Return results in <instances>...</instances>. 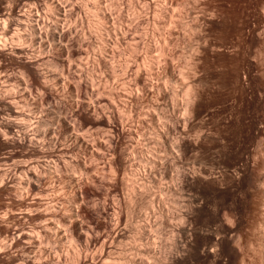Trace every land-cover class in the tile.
Wrapping results in <instances>:
<instances>
[{
  "label": "rangeland",
  "instance_id": "1",
  "mask_svg": "<svg viewBox=\"0 0 264 264\" xmlns=\"http://www.w3.org/2000/svg\"><path fill=\"white\" fill-rule=\"evenodd\" d=\"M68 1L0 0V264H264V0Z\"/></svg>",
  "mask_w": 264,
  "mask_h": 264
},
{
  "label": "bare ground",
  "instance_id": "2",
  "mask_svg": "<svg viewBox=\"0 0 264 264\" xmlns=\"http://www.w3.org/2000/svg\"><path fill=\"white\" fill-rule=\"evenodd\" d=\"M68 1V0H67ZM96 1V0H95ZM95 1H94V3H95ZM69 2V1H68ZM111 3V2H110ZM106 5V4H105ZM56 6V5H55ZM52 7V6H51ZM57 7H58V4H57ZM59 7H60V5H59ZM58 7V8H59ZM117 7V6H116ZM32 8V7H31ZM58 8H56L55 7V9H58ZM54 9V10H55ZM60 9V8H59ZM110 9V8H109ZM62 10V9H61ZM61 10H58V13H59V11H61ZM67 11V10H66ZM102 11H104V10H102ZM30 12H32V11H30ZM29 12V14H31ZM51 12V11H50ZM61 13V12H60ZM102 13V12H101ZM98 14V13H97ZM32 16L30 17V18H28V19H31V21L30 20H28V21H26L27 22V24H25V25H22V23L23 22H17V21H15L12 17H10V16H12V15H9V12L6 14V12L5 13H3V11L2 12H0V55L1 54H3V50H7L8 48H6V46H5V44H4V42L6 41V36L15 28H19V29H16L17 30V38L16 39H18V42H20V43H22V41H24V42H28L30 45H34V46H36L37 44H39V43H41L42 45H44V40L43 39H45L46 41L48 40H51V42H55V43H57L58 45L60 44V45H62L61 44V41H63L64 40V37H65V31L63 32L62 30H60V26H58L59 24H55L54 25V23L52 24L53 26L52 27H48V26H51V25H48L47 26V24H45L46 26L44 27V29L46 28V27H48L47 29H43L42 27V30H41V28H40V22H39V20H38V17H36V14H34V13H32L31 14ZM103 15H104V13H103ZM62 16V15H61ZM98 16V15H97ZM29 17V16H28ZM33 17V18H32ZM43 17V16H42ZM105 17V16H104ZM64 18V17H63ZM98 18V17H97ZM26 19V18H25ZM106 19V18H105ZM18 20V19H17ZM19 20H21V19H19ZM27 20V19H26ZM56 20V19H55ZM130 20V19H129ZM21 21H23V20H21ZM57 21V20H56ZM47 22H48V20H47ZM57 23V22H56ZM51 24V23H50ZM129 24V23H128ZM22 28H24L23 29V31H21V29ZM64 28V27H63ZM67 29V28H66ZM119 29V28H118ZM44 30V31H43ZM92 31V30H91ZM120 31V30H119ZM13 32V31H12ZM124 32V31H123ZM108 33V32H107ZM117 33V32H116ZM121 34H122V32H120ZM11 34H13V33H11ZM71 34V33H70ZM90 34H91V32H90ZM124 34H126L125 32H124ZM124 34H122V37H124ZM13 35H16V33L15 34H13ZM120 35V34H119ZM69 36V35H68ZM8 37V36H7ZM90 37V36H89ZM14 38V37H13ZM70 38V37H69ZM124 39V38H123ZM15 41H17V40H14V42ZM46 41H45V44H46ZM105 41V40H104ZM18 42H16L17 44H14L13 45V43H10V44H12V45H10V44H8V43H6V44H8V45H10L11 46V48H12V50L14 49L15 51L14 52H16V51H18L19 53L20 52H22L25 48L21 45L20 46V43H18ZM63 42H65V41H63ZM27 43V44H28ZM102 43H103V41H102ZM107 43V42H106ZM128 43V42H127ZM23 44V43H22ZM25 44V43H24ZM40 44V45H41ZM53 44V43H52ZM26 45V44H25ZM41 45V46H42ZM57 45V46H58ZM9 46V47H10ZM40 46V47H41ZM45 46V45H44ZM47 46V45H46ZM31 47V46H30ZM49 47H50V45H49ZM92 47V46H91ZM101 47V46H100ZM96 48V47H95ZM46 49V48H45ZM61 50V49H60ZM94 50V49H93ZM11 51V50H10ZM96 51V50H95ZM94 51V52H95ZM100 51V50H99ZM103 51V50H102ZM13 52V53H14ZM48 52V51H47ZM105 52V51H104ZM10 53H12V52H10ZM24 53V52H23ZM100 53V52H99ZM38 56V55H37ZM99 56H102V53L99 55ZM40 57H41V54H40ZM42 57H43V55H42ZM104 56H102V58H103ZM39 58V57H38ZM95 58V57H94ZM100 58V57H99ZM1 59H3V58H1ZM104 59V58H103ZM106 59V58H105ZM104 59V60H105ZM131 59V58H130ZM130 59H129V61H126V65H127V62H128V64H130L131 65V62H130ZM100 60H101V58H100ZM132 60V59H131ZM36 61V60H35ZM103 61V60H102ZM105 61H107V60H105ZM40 63V62H39ZM103 63V62H102ZM104 64V63H103ZM78 65V64H77ZM107 65V64H106ZM112 65V64H111ZM133 65H134V63H133ZM129 66V65H128ZM81 67V66H80ZM79 68V67H78ZM112 68H113V66H112ZM127 68V67H126ZM125 68V69H126ZM133 67H131V68H129L128 67V69H132ZM0 69H1V65H0ZM81 69V68H80ZM32 70V69H31ZM84 70V69H83ZM112 70V69H111ZM113 71V70H112ZM133 71V70H132ZM0 72H1V70H0ZM30 72V71H29ZM136 72V71H135ZM88 73V72H87ZM1 74V73H0ZM127 74V73H126ZM30 75L33 77V78H37V72H35V70L33 71L32 70V72H30ZM93 80V79H92ZM90 81V80H89ZM88 84V83H87ZM93 84V83H92ZM93 86V85H92ZM127 87V86H126ZM104 89V88H103ZM25 90V89H24ZM108 90V89H107ZM132 90V89H131ZM115 91V90H114ZM130 90H128V92H129ZM97 93V92H96ZM114 93V92H113ZM111 94V93H110ZM127 94V93H126ZM186 94V93H185ZM86 95H87V93H86ZM118 95V94H117ZM131 95V94H130ZM107 96V95H106ZM111 95H109V96H107L108 97V99H110V98H112V97H110ZM186 96V95H185ZM110 97V98H109ZM116 98V97H115ZM118 98H121V97H118ZM92 99V98H91ZM113 101V100H112ZM117 101V100H116ZM126 101V100H125ZM114 102V101H113ZM89 104V103H88ZM113 104V103H112ZM105 106H106V104H105ZM95 108V107H94ZM128 108V107H127ZM16 110V109H15ZM127 110V109H126ZM36 114V113H35ZM34 115V114H33ZM32 115V116H33ZM34 117V116H33ZM40 117V116H39ZM68 117V116H67ZM66 117V118H67ZM40 119V118H39ZM10 121V120H9ZM8 121V122H9ZM40 121V124L39 125H41V123H42V125L44 124L43 122H45V121H41V120H39ZM1 122V121H0ZM5 123V122H4ZM62 123L65 125V127L67 126L68 127V124L66 123V121H62ZM3 124V123H2ZM1 125V124H0ZM18 125V124H17ZM22 125V124H21ZM38 125V124H37ZM45 125V124H44ZM43 125V126H44ZM48 125V124H47ZM3 126H5L7 129H12V127H13V125L11 124V123H5V125H3ZM40 127H42V126H40ZM46 127V126H45ZM48 129V128H47ZM46 129V130H47ZM21 130H23V128H21ZM38 130V129H37ZM7 131V130H6ZM42 131L43 132H47V131H44V129H42V128H40L39 129V132H41V134H42ZM49 131V130H48ZM38 132V131H37ZM50 132V131H49ZM7 133V132H6ZM44 133V134H45ZM48 133V132H47ZM46 133V134H47ZM167 134V133H166ZM40 135V134H39ZM43 135V134H42ZM168 137V136H167ZM76 138H78V137H76ZM32 140V139H31ZM77 141V140H76ZM166 141H167V139H166ZM169 141V140H168ZM81 142V141H80ZM170 142V141H169ZM169 142H167V143H169ZM33 169V168H32ZM30 170V169H29ZM150 171V170H149ZM31 172V171H30ZM29 172V173H30ZM31 174V173H30ZM35 175V174H34ZM39 176V175H38ZM31 177V176H30ZM29 177V178H30ZM34 180V179H33ZM133 182V181H132ZM144 184V183H143ZM131 186V185H130ZM142 187V186H141ZM128 188H130V187H128ZM127 188V189H128ZM134 186L132 185L131 186V192L134 190ZM147 191V190H146ZM130 192V193H131ZM71 208V207H70ZM75 212V211H74ZM79 217V216H78ZM119 221V220H118ZM78 222V221H77ZM81 225V224H80ZM83 225V224H82ZM82 225H81V228H83L82 227ZM119 225H120V223H119ZM80 228V227H79ZM262 230V229H261ZM18 235V234H17ZM262 239V238H261ZM263 241V240H262ZM251 244V243H250ZM162 258V257H161ZM161 258H159V257H157V258H155L157 261H159ZM262 260V259H261ZM156 262V261H155ZM161 262H163V261H161ZM159 263V262H158Z\"/></svg>",
  "mask_w": 264,
  "mask_h": 264
}]
</instances>
